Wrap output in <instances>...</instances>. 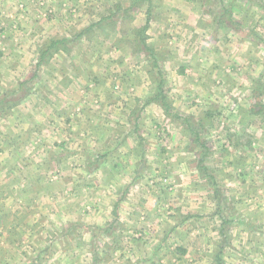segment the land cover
I'll return each instance as SVG.
<instances>
[{
  "label": "crops",
  "instance_id": "obj_1",
  "mask_svg": "<svg viewBox=\"0 0 264 264\" xmlns=\"http://www.w3.org/2000/svg\"><path fill=\"white\" fill-rule=\"evenodd\" d=\"M262 83L264 0H0V264H264Z\"/></svg>",
  "mask_w": 264,
  "mask_h": 264
},
{
  "label": "rangeland",
  "instance_id": "obj_2",
  "mask_svg": "<svg viewBox=\"0 0 264 264\" xmlns=\"http://www.w3.org/2000/svg\"><path fill=\"white\" fill-rule=\"evenodd\" d=\"M39 7L43 9V1H40L39 2ZM151 60H153L155 62V58H152ZM153 61H151L152 67L154 65ZM156 63L159 64V62L157 60H156ZM152 71L153 72H156L155 70H152ZM156 74L157 73H153V75L151 76L152 83L154 85H157L159 83L160 77H161L162 78V81H164V85H165V79L162 76H159V75H156ZM262 84L264 86V83H262ZM153 116H155V112H154ZM157 132L161 133L163 136H165V133H167L166 129L165 130H162L161 129V131H158L157 130ZM202 142H204V141H202ZM205 144H210V143H209V141H207V143H206V139H205ZM205 144H204V146H205ZM207 148H210V147H207ZM201 152H203V151H201ZM201 152H198V153L200 154ZM201 156H195V154H194V156L192 157V161L190 162V164H193V168H196V170H197V167L196 166H201L203 164L202 166H204L205 169H207L206 172L197 170V172H195V171L193 172L194 174L192 173V180H190V178H191L190 175L191 174H188V177H186V178H187V180H189V183L194 182L195 184H197V186L199 184L205 185L202 188L203 189V192H205V193L207 192V194H209V193L211 194V155L210 156L209 155H206L204 157H201ZM158 185L160 186L159 183H158ZM226 197H230L231 198V196H227V195H226ZM224 200H225V198L223 199V201ZM205 201H207V200L205 199L202 202H205ZM223 201H220V202L217 201V202H219V204L216 203L215 204V208H217V207L221 208V204H222ZM223 203H225L224 207L226 209H228V210L229 209L231 210V208H234L233 206H231V199H230V201H226V202H223ZM204 207L211 208V199H210V204H207V203L205 204L204 203ZM201 213H202V215H200V216L201 217L204 216V218H203L204 219L203 220L204 223L207 224V221H208V220H206L207 218L209 219V222L211 223V209L208 212H206L205 210H203V211H201ZM200 221H202V220H199V222ZM226 225L227 226L225 228L227 229V227H229V225H228V223H226ZM187 226L190 229H194V230L196 229V226L193 223H187ZM209 229H211V225L209 226ZM210 241H211V238H210ZM210 249H211V243H210ZM203 260L205 261L206 264L207 263L209 264V262L211 264V251L209 253L206 252L204 254Z\"/></svg>",
  "mask_w": 264,
  "mask_h": 264
},
{
  "label": "trees",
  "instance_id": "obj_3",
  "mask_svg": "<svg viewBox=\"0 0 264 264\" xmlns=\"http://www.w3.org/2000/svg\"><path fill=\"white\" fill-rule=\"evenodd\" d=\"M156 97L160 101V103H161L162 107L165 109V111L171 108L170 104L167 102V98H166L165 94H163L162 78L161 77H160V81L158 83V92H157Z\"/></svg>",
  "mask_w": 264,
  "mask_h": 264
},
{
  "label": "built area",
  "instance_id": "obj_4",
  "mask_svg": "<svg viewBox=\"0 0 264 264\" xmlns=\"http://www.w3.org/2000/svg\"><path fill=\"white\" fill-rule=\"evenodd\" d=\"M18 7H19L20 10H25L26 9L25 5H23V4H19Z\"/></svg>",
  "mask_w": 264,
  "mask_h": 264
}]
</instances>
